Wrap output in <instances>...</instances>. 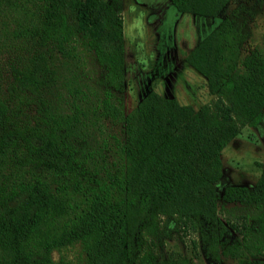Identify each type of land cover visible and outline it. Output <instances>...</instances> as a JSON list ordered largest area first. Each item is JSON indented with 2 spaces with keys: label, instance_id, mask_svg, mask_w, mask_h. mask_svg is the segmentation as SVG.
<instances>
[{
  "label": "trees",
  "instance_id": "obj_1",
  "mask_svg": "<svg viewBox=\"0 0 264 264\" xmlns=\"http://www.w3.org/2000/svg\"><path fill=\"white\" fill-rule=\"evenodd\" d=\"M168 1L214 17L236 0ZM117 3L0 0L18 42L0 64V264L75 245L63 264H157L162 219L214 261L264 264V150L252 186L215 188L222 149L264 120V43L245 47L234 8L183 57L212 104L149 90L125 110Z\"/></svg>",
  "mask_w": 264,
  "mask_h": 264
},
{
  "label": "rangeland",
  "instance_id": "obj_2",
  "mask_svg": "<svg viewBox=\"0 0 264 264\" xmlns=\"http://www.w3.org/2000/svg\"><path fill=\"white\" fill-rule=\"evenodd\" d=\"M117 6L124 41L125 110L149 90L193 107L212 104L215 97L207 92L204 78L183 57L234 8H238L245 24V47H261L264 43V0H236L214 17L177 12L168 0H118ZM15 27L12 17H0V64L4 68L12 61L14 45L18 44L12 34ZM83 64L87 73L98 74L91 58H85ZM263 150L264 120L254 127L243 126L221 151L222 172L215 182L216 193L220 195L227 185L252 186L260 173ZM161 229V240L153 248L157 264H237L230 258L212 260L191 242L192 236L176 230L171 220L162 219ZM226 235L232 238L235 234L228 228ZM78 251L77 245L53 251L50 264L75 261Z\"/></svg>",
  "mask_w": 264,
  "mask_h": 264
}]
</instances>
